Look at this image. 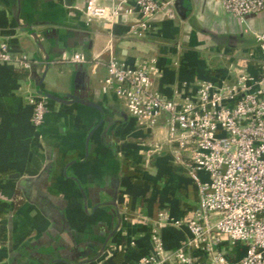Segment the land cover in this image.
<instances>
[{
  "label": "crops",
  "instance_id": "0c3cea01",
  "mask_svg": "<svg viewBox=\"0 0 264 264\" xmlns=\"http://www.w3.org/2000/svg\"><path fill=\"white\" fill-rule=\"evenodd\" d=\"M159 1L173 5L156 15L146 37L137 38L130 31L137 13L110 27L88 23V0H0V35L34 61L25 80L14 78L16 66L0 64V175L14 174L0 182V264L135 263L150 252L161 212L184 220L197 208V184L174 158L165 117L150 130L130 116L104 83L108 63L136 67L155 59L153 89L178 101L194 94L199 82L228 77L257 51L264 12L241 21L218 0ZM100 3L109 8L114 1ZM63 54H83L86 63H58ZM40 90L90 100L103 113L49 101L36 128L32 99ZM199 177L209 180L206 172ZM17 192L26 202L14 210ZM115 198L120 221L110 205ZM161 235L170 251L190 237L187 228L171 226ZM110 236L108 249L132 240L138 248L95 260Z\"/></svg>",
  "mask_w": 264,
  "mask_h": 264
},
{
  "label": "built area",
  "instance_id": "2783aa9c",
  "mask_svg": "<svg viewBox=\"0 0 264 264\" xmlns=\"http://www.w3.org/2000/svg\"><path fill=\"white\" fill-rule=\"evenodd\" d=\"M112 7L88 0V23L112 27L120 17L137 13L130 27L137 38L151 32L157 14L173 3L159 0H113ZM225 12L244 21L264 12V0H218ZM134 6H129V4ZM126 10V11H125ZM257 51L232 69L228 77L197 84L194 94L170 100L153 89L155 59L136 67L108 63L106 87L123 102L130 116L153 130L165 117L168 144L176 162L197 184L199 204L184 220L161 212L151 230V250L135 263L124 264H264V35H257ZM58 63L83 64V54H63ZM0 64L31 72L34 61L17 53L0 35ZM33 124L43 125L49 100L32 99ZM189 152V159L182 154ZM201 172L209 175L202 181ZM187 228L190 237L177 250H168L162 239L167 227ZM137 242L112 245L108 258L135 251Z\"/></svg>",
  "mask_w": 264,
  "mask_h": 264
},
{
  "label": "water",
  "instance_id": "95a60500",
  "mask_svg": "<svg viewBox=\"0 0 264 264\" xmlns=\"http://www.w3.org/2000/svg\"><path fill=\"white\" fill-rule=\"evenodd\" d=\"M33 37L38 40V37L36 34H33ZM38 46L41 50H43V45L40 44L38 42ZM49 69V65L47 66L46 70ZM45 75L46 73L44 74L43 78L41 79V81L39 82L38 84V88L40 89L42 87V82L45 78ZM39 94L41 96H44L46 99H48L49 101H53V102H56V103H59V104H73V103H80V104H83V105H86V106H89V107H92L94 109H97L98 111H100L101 113H103V110L100 106H98L97 104L91 102L90 100H79L73 96H55L53 94H50V93H45L43 92L42 90H40ZM93 134V131L90 133L89 137H88V140H87V143H89L90 139H91V136ZM88 148V146H87ZM118 186H119V180L115 182V187L118 189ZM110 205L114 206L117 210V217H118V220L120 221L121 220V217H120V214H119V209H118V202H117V199L115 198L111 203ZM112 236V234H111ZM111 236L105 241L103 247H102V250L100 252V254L95 258L96 259H99L101 256H103L106 252H107V249H108V244L111 240Z\"/></svg>",
  "mask_w": 264,
  "mask_h": 264
},
{
  "label": "trees",
  "instance_id": "16d2710c",
  "mask_svg": "<svg viewBox=\"0 0 264 264\" xmlns=\"http://www.w3.org/2000/svg\"><path fill=\"white\" fill-rule=\"evenodd\" d=\"M14 78L16 79H22V80H25V79H28L29 78V73L26 72L25 70L23 69H20V68H16V71L14 73ZM13 172L11 171H8V172H5L3 174L0 175V182L3 180V179H7V178H11L13 176ZM25 198L22 196V194H20L19 192H17L16 196H15V202H14V210H18L20 209L24 203H25Z\"/></svg>",
  "mask_w": 264,
  "mask_h": 264
}]
</instances>
